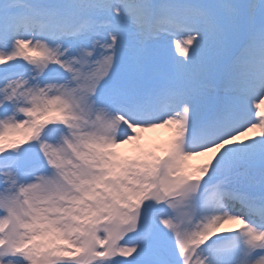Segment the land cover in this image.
<instances>
[{
    "label": "snow or ice",
    "instance_id": "6c2138e0",
    "mask_svg": "<svg viewBox=\"0 0 264 264\" xmlns=\"http://www.w3.org/2000/svg\"><path fill=\"white\" fill-rule=\"evenodd\" d=\"M0 264H264V0H0Z\"/></svg>",
    "mask_w": 264,
    "mask_h": 264
},
{
    "label": "rangeland",
    "instance_id": "374dc122",
    "mask_svg": "<svg viewBox=\"0 0 264 264\" xmlns=\"http://www.w3.org/2000/svg\"><path fill=\"white\" fill-rule=\"evenodd\" d=\"M194 163H195V161H194Z\"/></svg>",
    "mask_w": 264,
    "mask_h": 264
}]
</instances>
